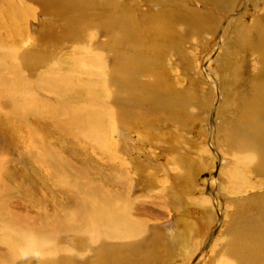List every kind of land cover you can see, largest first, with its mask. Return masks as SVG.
<instances>
[{
	"label": "bare ground",
	"instance_id": "bare-ground-1",
	"mask_svg": "<svg viewBox=\"0 0 264 264\" xmlns=\"http://www.w3.org/2000/svg\"><path fill=\"white\" fill-rule=\"evenodd\" d=\"M232 3L234 4V0H229V2L225 0L226 7L228 5L231 7ZM3 4L6 5V3ZM9 4L11 5V1ZM128 8L129 6L126 9ZM233 9H236V7ZM13 11L16 13V18L18 19L21 10ZM164 12H161L162 16H160L161 18L158 21L155 19L152 21L155 28L157 27V23L159 26H165L175 18L174 16L166 17L167 13L164 14ZM228 15L224 16V20H228ZM41 17L46 19V21L49 18L47 14ZM238 21H241V25L244 26L243 30L240 28ZM230 22L233 23V20H229ZM243 22L245 23L244 17L239 16V19L235 22V30L239 27L240 30H236V32L241 34V36H237L234 41L229 42L224 55L223 68L232 69L231 71L236 75L235 80L241 79L243 81L240 83L237 95L234 92L233 104L235 106V115L232 122L229 123L224 131L223 140L228 151L236 149L239 152V159L244 163V169L251 172L254 177L251 178L250 175V179L248 180L246 173L242 171L232 175L233 181L237 177V181L241 183L240 187L233 188L232 191L239 193V191H243L248 186L246 191L249 192L244 196V202H233V206L236 208L228 221H226L225 229L214 243L213 248L216 254L213 258V264H264V195L262 194L264 190L258 188L264 181V13L261 17L255 15L249 26ZM121 24L122 27L120 26L119 32L116 31L117 29L114 31L117 32L115 34H118V36L112 37L113 40L111 39V43L114 45L123 44L121 46V53L118 56L114 54L115 56L113 55L112 58L115 60L113 67H121L117 75L113 76V80L115 78L116 81L112 87L106 88L103 81L105 78H112V76L107 75L106 71L110 67L109 61L105 59V55H101L91 48L93 45H90V43L96 44L97 37L95 36L91 42L90 39L85 40L84 42L87 43L82 44V49L79 50H82V54H86V59L97 61L99 64V78L92 81L85 79L89 75L90 70L87 67H83L86 61H82L80 57H75L76 53H78V56L80 54L75 48L73 62L67 65L68 72L65 71L64 74L50 72V75L46 79V83L51 90H48L49 93H55L62 98L59 106L53 109L44 103L46 101H38L37 106L33 101L29 102L25 100L22 107L9 117V121L15 123V126L3 129L7 135H12V138L16 137L14 141L25 142L24 144L28 147L29 151L37 149L36 155L38 156H31L34 161L30 163L33 166L34 175H40L41 178V175L45 174L40 172L43 167L46 166L48 168L50 165L55 167V174L52 175L61 179V185L66 195L61 204L59 202L60 208L55 211V216H44L43 222L33 221L31 223L30 221L27 223V220L15 214L14 211L13 213L8 211L10 208L5 214L0 216V221L5 225L3 228L4 235L0 238V249L5 250L2 261L7 264H72V260L78 261L80 264H88L90 261L91 264H98V262L102 261H105L104 263L106 264H158L159 259L165 262L169 253H172L173 256L175 251L179 250L178 245H180L179 248L181 250H184L183 256L187 254V252L185 254V251L188 250L187 241L184 238L185 230L190 232L187 235L189 238L202 239L196 253H200V250L206 247V242H211L213 239V237L211 239V235L214 231L212 230L210 231L211 233H207L209 232L207 231V224L199 220H197L198 222L193 219L191 220L190 215L182 213L181 208L185 209L182 203L179 204L181 208L179 207L178 209V218L175 225H172L168 221L160 226L150 225V228L147 227V224L145 226L144 219L137 217L139 207H137L136 200H133L131 197L116 198L111 191L102 188L103 183L99 182L100 178L99 180L94 178L93 175H98L99 173L95 172L92 175L90 174L92 172H90L86 174V171H81L80 168L77 171L76 166L73 165L74 162L71 161L69 156L64 154L62 148L58 147V149H54V143H66V140L64 142V138H60V135H66V133L74 134L73 136H75L76 140L82 139L90 142V145H95L94 147L108 155L112 163L115 162L114 169H110L113 172H107L121 175L119 176L121 178L124 176L130 181L129 176L119 171V173H115L116 169L118 170L121 167L127 170L132 177L130 181L132 184L129 183L131 190L136 184H140L141 182L152 183L154 180L160 179H163L166 184L168 182L167 185L171 190H176L177 181H181L182 177L189 174L190 168L181 169L180 167L178 172L172 171L169 169L170 161L167 159L164 162H159V159H156L158 158L157 156L159 155V158H162L166 151H168L172 156V161H177L176 165L178 168L180 164L178 165L177 163L183 164L188 156L186 150L194 148L202 153L207 151L206 145L212 147L211 143L204 142L203 132H200V143L191 138V121L180 120V122L182 121V126L188 128L184 132V137H187V139L182 141L181 145L184 146L182 148L178 142L173 140L176 136H168L160 129L159 124L162 119H155V112L158 110L164 111L165 109L167 118L177 119L178 113L183 114V108H181L180 104H177V101L182 100V96L184 97V89L176 88L171 84V80L166 78V72H164L166 68L165 70L162 69L164 56L161 55V52L159 54L160 50L157 48L159 46L156 44L157 41L154 40V44L146 46L143 42L144 40H142V32L144 31L141 29L142 27L134 24L129 19L122 20ZM3 26L4 30H12L17 26V23L11 18ZM172 27L174 26L172 25ZM20 28V30L14 29L17 35L23 33L22 23H20ZM161 29H157V31ZM160 34L162 36L163 34L164 36L169 35L167 31H162L159 34H155V36H160ZM40 38V41L44 43V38ZM164 49L166 53L170 48L164 47ZM34 51L29 50V52H26L27 59L29 58L28 62H30L28 63L29 65H33L36 61L34 59L39 57ZM118 51L119 49L115 53ZM241 55L244 56L243 60L241 59ZM31 56L34 57L33 60ZM174 60L176 59L174 58ZM234 60L235 62L232 66L234 68H232L231 65ZM57 68L58 71L61 70V66L57 65ZM235 68H239V70ZM179 72L184 75V70L180 69ZM223 72L228 73V70L225 69ZM172 78L175 77L173 76ZM185 78L188 80L190 86L197 85L198 88L204 82L211 83L209 78L205 77L201 79L207 80L197 83L195 81L198 80L193 79L189 75ZM138 79L140 81H137ZM141 79H144L143 83ZM42 82L45 83V78ZM231 83L233 84V82ZM237 85L239 86V83ZM190 86L186 85L187 88H190ZM6 88L10 91L6 94L9 97L15 95L18 89L16 86H8ZM44 88H47V85ZM20 90H23L25 93L26 87L23 86ZM187 99L190 100L189 97ZM187 99L185 97V101ZM21 119L26 120L28 123V128H26V131H28L27 137L21 134L16 136L18 133L17 121ZM201 120L204 121V117L203 119H199V121ZM22 131H24L23 128L20 132ZM130 131L137 133L136 141H132V143L128 137ZM140 140L142 142L149 140V143L147 142L149 145L152 144L156 149L159 147L161 150L158 153H156V150H149V154L152 152L154 156L148 160H143L138 156L133 158L132 149H135L134 144ZM103 153L101 152L102 155ZM109 173L105 175L112 177L113 175ZM118 175H116L117 177L114 175L112 179H117ZM101 179L105 180V177ZM191 180H193L192 188L195 190L196 186L194 185H197L195 183L200 182L201 179L197 176L194 179L191 178ZM211 186L213 185L210 182ZM109 188L111 187L108 185ZM191 191L190 194H192ZM210 191L209 196L201 198L199 203L210 204V202H213V205L220 208L221 203L225 201L220 200L221 198L217 199L214 191ZM241 205L245 207L244 212L243 210L240 212ZM174 206L177 208L178 205ZM188 210L189 208L185 212L190 213L195 218L199 217V210L192 209L191 212ZM148 214L150 215V213ZM185 225L186 228L184 227ZM204 235H207V237H204ZM59 236H61V241ZM75 238L84 242L85 248L82 251L74 250L73 246L71 247L68 244L69 241ZM150 246L152 249L156 248L157 253L149 252ZM5 247L9 250H6ZM44 251L46 252L43 253ZM131 255H133L132 259ZM174 262L176 261L174 260Z\"/></svg>",
	"mask_w": 264,
	"mask_h": 264
},
{
	"label": "rangeland",
	"instance_id": "rangeland-1",
	"mask_svg": "<svg viewBox=\"0 0 264 264\" xmlns=\"http://www.w3.org/2000/svg\"><path fill=\"white\" fill-rule=\"evenodd\" d=\"M10 1L11 5L9 4ZM226 1L229 2V0ZM3 3H6L7 6ZM127 6H129V10L126 9ZM231 7L229 5L226 7L225 0H0V24L2 25H0V216L5 214L10 208L8 211L11 213L14 211L15 214L27 220V223L30 221L31 223L33 221L43 222L47 215L55 216V211L60 208L59 202L61 204L64 200V196H66L64 188L61 185V179L53 177L52 175L55 174V167L53 165L48 166V168L45 166L43 169L41 168L42 170L39 169L40 172L45 173H41V178L40 175L36 176L33 174V166L30 163L34 161L32 159L33 156H38L36 155L37 149H31L29 151L28 147L24 144L25 142H16L14 141L16 137L12 138V135L9 136L3 131L4 128L15 126V123L9 121V117L22 107L25 100L29 102L33 101L37 106L38 101H46L44 103L53 109L59 106L62 98L55 93H49L48 90L50 89L46 83V79L50 75V72L55 74H64L65 71L68 72L67 65L73 62V54L76 49L80 54L78 56V53H76L75 57H80L82 61H86L83 67H87L90 70L89 75L85 79L92 81L99 78V64L97 61L86 59V54H82V50H79L82 49V44L84 45L87 43L84 42L85 40L90 39L91 42L94 40L95 36L97 37L96 44L90 43V45H93L91 48L99 54L105 55V59L109 61L110 67L106 71L107 75L112 76V78H105L103 81L106 88L112 87L116 81L115 78L113 80V76H116L121 68L113 67V62L115 60L112 58L114 54L118 56L121 53V46H123V44L114 45L111 43V39L113 40L112 37L118 36V34L115 33L119 32L120 26L122 27V20L129 19L144 30L142 32V40H144L143 42L146 46L154 44V40L157 41L156 44L159 45L157 48L160 50L159 54L161 52V55L164 56L163 58L165 59L162 61V69L165 70L166 68L164 71L166 72V78L171 80V84L176 88L184 89V97L182 96V100L177 101V104H180L181 108H183V114L178 113L176 116L178 120L167 118L165 109L164 111L158 110L155 112V119H162L159 124L160 129L168 136H176L173 140L178 142L182 148L184 147L181 145L182 141L187 139V137H184V132H186L188 128L182 126V121L180 122V120L191 121V138L200 143V132H203L204 135L202 136L204 137V142H208V144L211 143L212 147L206 145L207 151L202 153L194 148L186 150L188 156L183 164L180 162L177 163L178 165L180 164L178 168L176 165L177 161H172V156L168 151H166L162 158H159V155L157 156L158 158L156 159H159V162H164L168 159L170 161L169 169L172 171L178 172L180 167L181 169L190 168V173L182 177L180 179L181 181H177L176 190H171L167 185L168 182L166 184L163 179L154 180L156 182L153 181L152 183L141 182L140 184H136L131 190L129 183H131L132 177L127 170L121 167L118 170L116 169L115 173L120 172L129 176L130 181L124 176L121 178L119 177L121 175L107 172L110 171V169H114L113 166L115 162L112 163L108 155L91 144L93 148L90 142L82 139L76 140L75 136H73L74 134L71 135L66 133V135H60V138H64V142L66 140V143H54V149H58V147L62 148L64 154L69 156L71 161L74 162L73 165L76 166L77 171L80 168L81 171L85 170L86 174L90 172H92L90 173L92 175L95 172L99 173L98 175H93L94 178L98 180L100 178L99 182L103 183L102 188L111 191L116 198L131 197L133 200H136L138 204L137 207H139L137 217L144 219L145 226L148 225L147 227L149 228L151 226H160L168 221H170L172 225H175L178 218V209L181 206H179V204L182 203L185 206L184 210L180 207L183 214L187 213L190 215L189 217L191 220L193 219L196 222L199 220L207 224V231H209L207 233H211L210 231L212 230L214 231L213 234L215 235L212 241L206 242V247L201 249L198 255L196 251L198 245H201L200 241L202 239L194 237L189 238L187 235L190 232L185 230L184 238L186 239L185 241H187L188 247L185 254L187 252L188 256H186L187 254L183 256L184 250H181V248H179L180 245H178L179 250L175 251L173 256L172 253H169L166 261H160L159 259L160 262L158 261V264H213V258L216 254L213 248L214 243L225 229L226 221H228L236 208H234L233 202H244V196L249 192L246 191L248 186H246L243 191H239V193L233 192L232 189L240 187L241 183L237 181V177L234 178L233 181L232 175L242 171L246 173L248 180L250 179V175L251 178L254 177L251 172L244 169V163L239 159V152L236 151V149L228 151L223 140L224 131L229 123L232 122L235 115L233 96H235V94L237 95L240 83L243 81L241 79L235 80L236 75L233 74L234 72L231 71L232 69L226 67L225 69L228 70V73H224L223 70L225 71V69L223 68V64L224 55L229 42L234 41L237 36H241V34L236 32V30H240L239 27L235 30V22L239 19V16L244 17L246 25L249 26V23H252L251 21L254 19L255 15L261 17L264 13V0H234V4ZM234 7H236V9H233ZM12 9L17 11L21 10L18 19L16 18V13ZM161 12H164V14L167 13L166 17L174 16V20H171L174 24L168 22L169 24L165 26H159L157 23L156 28H162L157 31L152 21L154 19L158 21L161 18L160 16H162ZM46 14L49 16V18L47 17V21L41 17ZM226 15H228V20H224V16ZM11 18L17 23V26L14 28L16 30L21 29L20 23H22L23 33L21 35H17L14 29L4 30V23H8ZM229 20H233V23H229ZM240 22L241 21H238V23ZM172 25L174 27H172ZM239 26L243 30L244 26L241 25V23ZM115 30L117 32H114ZM162 31H167L169 35L164 36L163 34L164 37L161 34L160 36H155V34H159ZM40 37L44 38V43L40 41ZM164 47H169V51L165 53ZM118 49L119 51L115 53ZM29 50H35L34 52L39 55L36 59L31 56L32 60H36L33 65L28 64L30 62H28L29 58L27 59L26 52H29ZM38 52H40V54H38ZM16 53H18V55H16ZM242 56L243 55H241V59L243 60L244 56ZM174 58L176 60H174ZM102 59L104 60V58ZM234 62L235 60L231 67L234 65ZM57 65L61 66V70L58 71V68L56 69ZM134 65H136V63H134ZM134 69L136 70L135 67ZM180 69L184 70V75L179 72ZM235 69L239 70V68ZM172 75L175 78H172ZM188 75L198 80L195 81L196 83L207 80L201 79L202 77L209 78L211 83L204 82L199 88L197 85L190 86L188 80L185 78ZM44 78L45 83L42 82ZM143 80L144 79H141L142 83ZM137 81H140V79ZM231 82H233V84ZM238 83L239 86L237 85ZM45 85H47V88H44ZM186 85L190 86V88H187ZM8 86H16L18 88L15 95L10 97L6 96V94L10 92L9 89L6 88ZM23 86L26 87L25 93L23 90H20ZM191 93L193 96H191ZM185 97L186 99L189 97L190 100L187 99L185 101ZM184 105L185 107H183ZM203 117L204 121H199V119H203ZM21 127L24 129L22 132H20L22 130ZM17 128L18 133L16 136L21 134L27 137L28 131H26V128H28V123L26 120H18ZM128 137L131 139L130 141L132 143V141H136L137 133L130 131ZM143 142L140 140L134 144L135 149H132L133 158L138 156L143 160H148L154 156L152 152L149 154L152 149L156 150V153L161 150L159 147L156 149L152 144L149 145V140ZM207 146L209 147L207 148ZM34 150L35 152H33ZM103 162L105 163L103 164ZM116 164L119 165L118 163ZM108 173L113 175L112 177H114V175L117 177L116 175H118V180L105 175ZM180 175L182 174L180 173ZM197 176L201 179L200 182L202 183H195L197 185H194L196 186L194 190V188H192L193 180H191V178L194 179V177L196 178ZM104 177L105 180L101 179ZM210 182L213 185L211 187ZM108 185L111 187L109 188L110 190L108 189ZM207 185H209V189H206ZM258 188L264 190V181ZM210 190L214 191L217 199L221 198L220 200L225 201L221 203L220 208L213 205V202H210V204L199 203L201 198L209 196ZM190 191L192 194H190ZM262 194L264 195V191ZM174 205H178L177 208ZM243 205H241V210L239 209L240 212H242V210L244 212L245 207ZM188 208L189 212H191L192 209L199 210V217L195 218L191 216L190 213L185 212ZM148 213H150V215ZM4 227L5 225L0 221V238L4 235ZM184 227L186 228V225ZM160 229L162 230V228ZM59 237L61 241V236ZM204 237H207V235H204ZM78 241L79 239L75 238L69 241L68 244L71 247L73 246L72 248L74 250L82 251L83 248H85V244L83 241ZM5 249L9 250L7 247H5ZM4 251V249H0V264H7L2 261ZM45 252L46 251L43 253ZM149 252L157 253V250L156 248L152 249L150 246ZM131 256L132 259L133 255ZM174 260L176 262H174ZM74 262L80 264L78 261L72 260V264H75ZM104 262L105 261L98 262V264H106ZM88 264H91V261L88 262Z\"/></svg>",
	"mask_w": 264,
	"mask_h": 264
},
{
	"label": "water",
	"instance_id": "water-1",
	"mask_svg": "<svg viewBox=\"0 0 264 264\" xmlns=\"http://www.w3.org/2000/svg\"><path fill=\"white\" fill-rule=\"evenodd\" d=\"M206 189H209V185H207ZM214 235H215V234H212V235H211V239H212V237H214ZM198 254H199V253H198ZM193 261H194V260H193Z\"/></svg>",
	"mask_w": 264,
	"mask_h": 264
}]
</instances>
